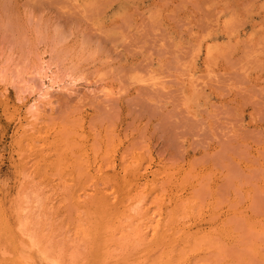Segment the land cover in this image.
I'll use <instances>...</instances> for the list:
<instances>
[{"label":"rangeland","instance_id":"obj_1","mask_svg":"<svg viewBox=\"0 0 264 264\" xmlns=\"http://www.w3.org/2000/svg\"><path fill=\"white\" fill-rule=\"evenodd\" d=\"M0 264H264V0H0Z\"/></svg>","mask_w":264,"mask_h":264},{"label":"bare ground","instance_id":"obj_2","mask_svg":"<svg viewBox=\"0 0 264 264\" xmlns=\"http://www.w3.org/2000/svg\"><path fill=\"white\" fill-rule=\"evenodd\" d=\"M42 84H43L42 86L45 88L44 90H46V92H47V90L54 89L55 87L57 88L59 86V82H56V81L53 80L52 73H48V72L43 75ZM46 92H44V94H39V92H38V94L42 95V96L43 95H47ZM35 105H37V104H34V106Z\"/></svg>","mask_w":264,"mask_h":264}]
</instances>
